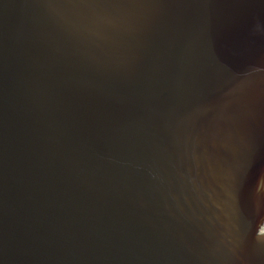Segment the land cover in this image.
<instances>
[{
    "label": "water",
    "instance_id": "95a60500",
    "mask_svg": "<svg viewBox=\"0 0 264 264\" xmlns=\"http://www.w3.org/2000/svg\"><path fill=\"white\" fill-rule=\"evenodd\" d=\"M264 0H0V264H264Z\"/></svg>",
    "mask_w": 264,
    "mask_h": 264
}]
</instances>
